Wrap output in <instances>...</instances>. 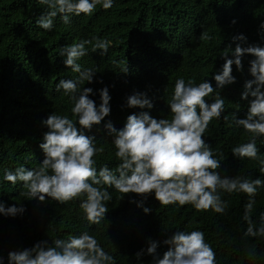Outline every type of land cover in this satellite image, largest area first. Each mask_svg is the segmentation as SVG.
Returning a JSON list of instances; mask_svg holds the SVG:
<instances>
[{"label":"trees","instance_id":"16d2710c","mask_svg":"<svg viewBox=\"0 0 264 264\" xmlns=\"http://www.w3.org/2000/svg\"><path fill=\"white\" fill-rule=\"evenodd\" d=\"M45 8L38 0H0V200L6 206L26 209L15 217L0 214L4 264H8L11 251L31 248L50 238L68 239L84 231L96 237L115 264H154L153 256L147 253L150 242L159 243L157 253L162 258L168 250L163 241L176 230L202 231L215 252L216 264H264V237L244 234L248 227L243 219L244 206L250 199L246 193L222 192L228 207L219 214L197 211L190 204L162 206L154 193L145 200L103 186L112 196L107 202L109 212L100 224H90L80 200L60 204L49 198L39 202L22 194L27 189L21 182L13 185L3 179L5 171L14 172L21 165L28 169L40 166L45 158L40 144L48 131L43 121L49 115L56 112L74 122L78 119L71 112V97L63 89L56 91L61 79L76 80L79 75L65 65L66 56L59 54L63 47L81 40L95 44L96 38L111 42L105 56L86 45L88 54L78 63L82 70L97 72L93 83L79 85L81 90H94L90 98L97 106L101 103L99 90L109 88L110 116L85 134L94 135L96 146L105 149L94 157L97 170L105 165L115 170L120 161L115 156L113 136L104 127L108 120L120 129L133 113L149 112L157 119H171L167 100L179 78L196 84L209 80L215 87L214 74L222 71L226 62L224 49L231 45L234 50L237 43L264 47V29L260 27L264 0H114L109 10L98 5L91 15H70L69 24L58 15L51 31L36 22ZM202 33L206 34L203 40ZM240 34L247 37V44L233 40ZM227 58L234 59L232 52ZM252 59L250 55L242 58V73L233 64L237 82L217 89L224 99V113L220 119H213L204 139L221 160L218 171L222 176L264 181L259 160L232 154L234 147L253 139L233 119L234 113L239 119L246 118L252 97L242 99V93L246 81L253 79L249 72ZM137 92L146 93L153 108H128L126 98ZM215 95L206 99L212 102ZM223 116H228L227 122ZM255 143L264 159V136L255 138ZM254 200L251 218L258 228L264 214V187L257 189ZM141 202L143 206H138ZM145 207L151 209L147 214ZM138 252H142L139 258Z\"/></svg>","mask_w":264,"mask_h":264},{"label":"clouds","instance_id":"9594fccd","mask_svg":"<svg viewBox=\"0 0 264 264\" xmlns=\"http://www.w3.org/2000/svg\"><path fill=\"white\" fill-rule=\"evenodd\" d=\"M114 0H38L46 8L36 21L40 28L47 31L53 29V21L58 15L64 24L70 23V15H91L97 6L104 10L113 7ZM235 23V21H233ZM260 27L264 29V22ZM206 34H201L205 39ZM233 40L247 44L243 34ZM110 41L96 38L81 40L62 48L60 55L66 56L65 65L78 73L76 80L61 79L56 91L63 89L74 101L72 114L78 119L74 122L67 115L56 112L49 115L43 123L48 128L40 144L45 158L36 169H28L23 165L15 171H5L3 179L16 185L21 182L26 192L23 195L31 199L45 202L47 199L66 204L80 200V208L90 224H100L107 216V202L112 196L107 191L114 188L124 196L134 193L145 200L154 193L155 199L162 206L176 205L183 207L192 205L197 211L213 210L224 214L228 207L221 193H246L250 199L245 204L243 219L248 227L245 236L264 237V214L260 216L257 228L251 218L255 204L257 189L264 187L261 179L249 180L241 176L234 178L222 176L218 169L221 160L214 156L213 150L204 139L213 119H220L224 113V99L217 89L237 82L233 73V64L241 73L244 71L242 58L250 55L249 72L253 79L246 81L242 99L249 101L246 118L233 119L245 132L251 133L253 139L232 149L238 158L259 160L260 173L264 174V159L259 156L255 138L264 136V47L259 44L242 46L237 43L235 49L223 50L225 63L222 71L214 74L216 86L209 80L196 84L183 78L175 82L174 92L167 104L171 119L154 118L149 112L131 114L120 129L111 120L104 125L108 134L113 136L115 156L120 161L115 170L107 165L97 170L94 157L104 152V147L96 146V137L85 134L95 125L111 114L112 99L109 88L99 90L101 103L90 98L95 92L90 87L79 88L85 81L93 83L96 71L92 68L82 70L78 61L88 54L86 45H92V51L101 56L108 53ZM232 52L234 59H228ZM100 83H103L101 80ZM255 85V88L253 87ZM166 90V89H165ZM215 93L209 102L206 98ZM128 108H153V102L146 93H134L126 98ZM225 122L228 116H223ZM135 203L136 201H131ZM138 206H143L142 202ZM23 206H6L0 200V214L15 217L23 214ZM151 209L145 207L147 214ZM168 246L162 258L157 253L158 242H150L147 253L153 256L154 264H216V255L211 245L205 241L202 231L185 232L176 230L173 235L163 241ZM137 258L142 252H138ZM251 256L252 253L250 252ZM0 264H4L0 256ZM8 264H115L112 255L105 251L95 236L84 231L79 235H70L68 239H51L37 242L31 248L11 251Z\"/></svg>","mask_w":264,"mask_h":264}]
</instances>
